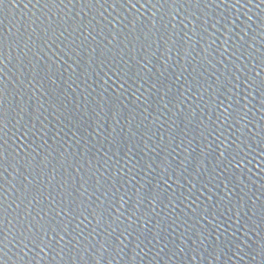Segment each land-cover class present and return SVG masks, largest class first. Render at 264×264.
Returning <instances> with one entry per match:
<instances>
[{"label":"water","instance_id":"95a60500","mask_svg":"<svg viewBox=\"0 0 264 264\" xmlns=\"http://www.w3.org/2000/svg\"><path fill=\"white\" fill-rule=\"evenodd\" d=\"M0 264H264V0H5Z\"/></svg>","mask_w":264,"mask_h":264},{"label":"snow or ice","instance_id":"6c2138e0","mask_svg":"<svg viewBox=\"0 0 264 264\" xmlns=\"http://www.w3.org/2000/svg\"><path fill=\"white\" fill-rule=\"evenodd\" d=\"M5 3V0H0V6H2Z\"/></svg>","mask_w":264,"mask_h":264}]
</instances>
